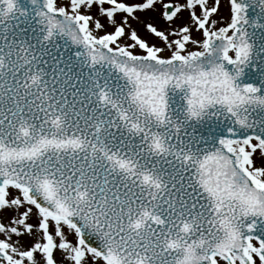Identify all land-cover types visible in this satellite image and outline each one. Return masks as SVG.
<instances>
[{
	"label": "snow or ice",
	"instance_id": "obj_1",
	"mask_svg": "<svg viewBox=\"0 0 264 264\" xmlns=\"http://www.w3.org/2000/svg\"><path fill=\"white\" fill-rule=\"evenodd\" d=\"M0 264H264V0H0Z\"/></svg>",
	"mask_w": 264,
	"mask_h": 264
}]
</instances>
